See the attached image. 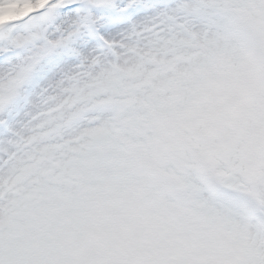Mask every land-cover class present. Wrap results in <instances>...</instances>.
<instances>
[{"label": "snow or ice", "instance_id": "obj_1", "mask_svg": "<svg viewBox=\"0 0 264 264\" xmlns=\"http://www.w3.org/2000/svg\"><path fill=\"white\" fill-rule=\"evenodd\" d=\"M0 264H264V0H0Z\"/></svg>", "mask_w": 264, "mask_h": 264}]
</instances>
